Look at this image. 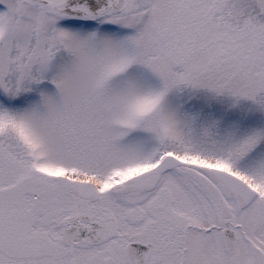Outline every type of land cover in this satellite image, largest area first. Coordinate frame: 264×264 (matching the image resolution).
Segmentation results:
<instances>
[{"label":"snow or ice","instance_id":"snow-or-ice-1","mask_svg":"<svg viewBox=\"0 0 264 264\" xmlns=\"http://www.w3.org/2000/svg\"><path fill=\"white\" fill-rule=\"evenodd\" d=\"M0 264H264V0H0Z\"/></svg>","mask_w":264,"mask_h":264}]
</instances>
